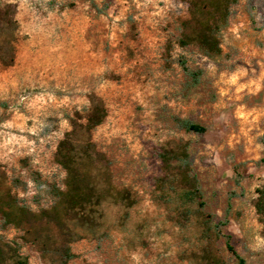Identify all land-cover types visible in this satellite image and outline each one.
Wrapping results in <instances>:
<instances>
[{
  "label": "rangeland",
  "instance_id": "rangeland-1",
  "mask_svg": "<svg viewBox=\"0 0 264 264\" xmlns=\"http://www.w3.org/2000/svg\"><path fill=\"white\" fill-rule=\"evenodd\" d=\"M186 1L0 0L14 9V29H0V55L13 47V61L0 60V185L31 212L48 209L68 136L88 140L92 164L134 200L107 199L95 224L0 218V240L30 264H206L208 253L237 264L228 233L246 264H264L253 205L264 186V0L231 6L211 58L178 43ZM98 101L106 116L87 132ZM170 143L186 146L195 202L160 179L157 152Z\"/></svg>",
  "mask_w": 264,
  "mask_h": 264
},
{
  "label": "trees",
  "instance_id": "trees-1",
  "mask_svg": "<svg viewBox=\"0 0 264 264\" xmlns=\"http://www.w3.org/2000/svg\"><path fill=\"white\" fill-rule=\"evenodd\" d=\"M237 0H187V17L181 21L180 46L194 44L206 57L211 58L221 52L218 33L228 23L231 6ZM14 9L10 3H0V29H14ZM13 59V47L7 46L0 60L9 64ZM188 71L187 67H184ZM195 77L196 74L193 73ZM106 116L104 105L98 101L93 103L87 113L84 124L87 132L100 124ZM181 126L187 131L205 132L206 128L197 123L181 120ZM69 135V134H68ZM91 143L88 140L62 139L57 146L54 158L64 170V187L56 189L55 202L48 209L37 213L31 212L20 204L10 190L0 185V218L5 225L22 227L35 217H46L50 222L60 225L64 221H78L83 225L98 223L102 217L100 206L107 199L118 196L127 209L132 205V195L126 188L114 189L105 168H97L93 163ZM161 178L171 177L170 187L178 189V196L185 203L200 199V190L196 178L190 174L189 155L186 146L181 143L163 145L157 152ZM92 168H95L92 170ZM164 175V176H163ZM174 188V189H175ZM253 202L258 221L262 225L264 235V186L255 190ZM200 207L203 203L196 202ZM196 210L200 208H195ZM188 210V209H187ZM186 212V211H185ZM209 216L203 219L209 223ZM210 226L206 227V230ZM227 250L237 259V264H246V260L234 248L232 235L225 234ZM70 255L69 248L64 249ZM206 264H224L223 261L210 253L204 259ZM0 264H30L27 258L19 253L18 247L10 242L0 240Z\"/></svg>",
  "mask_w": 264,
  "mask_h": 264
}]
</instances>
